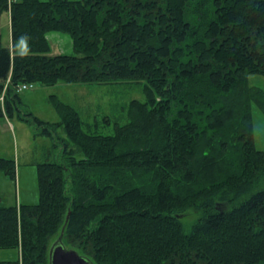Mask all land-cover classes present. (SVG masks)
<instances>
[{
	"label": "trees",
	"instance_id": "1",
	"mask_svg": "<svg viewBox=\"0 0 264 264\" xmlns=\"http://www.w3.org/2000/svg\"><path fill=\"white\" fill-rule=\"evenodd\" d=\"M3 12L12 43L0 31V116L63 148L36 165V203H0V248L20 249L0 264H49L62 229L95 264H264L252 112L264 114V88L249 83L264 76V0H0ZM51 31L67 33L73 53H52ZM28 82H143L146 97L122 105L123 123L87 122L52 93L50 122L21 109ZM1 171L15 179V159L0 156Z\"/></svg>",
	"mask_w": 264,
	"mask_h": 264
},
{
	"label": "rangeland",
	"instance_id": "2",
	"mask_svg": "<svg viewBox=\"0 0 264 264\" xmlns=\"http://www.w3.org/2000/svg\"><path fill=\"white\" fill-rule=\"evenodd\" d=\"M8 14L3 12L0 15V31L2 41L8 42ZM52 44L51 48L56 52L73 53L72 39L67 33L51 31L47 35ZM24 46L25 43H22ZM249 83L264 88V76L251 74ZM31 88L20 91L22 98L21 109L32 111L33 114L45 121H57L60 119L59 112L53 107L49 95L56 94L61 100L66 101L76 107L83 119L87 122L95 120L104 115L112 117L113 121L118 120L123 123L124 118L120 117L121 107L129 100L138 98L144 100L146 94L143 93V82H121V83H66L59 82L51 86L33 82ZM0 101L3 99L0 97ZM253 121L255 146L258 149L264 148V114L256 105L253 106ZM97 117V118H95ZM104 124V123H103ZM100 131L111 134L113 131L110 125H101ZM37 127L29 122L19 119L16 115L12 118L0 116V156L11 157L16 161V177L12 179L3 171L0 172V203H28L33 204L38 201V179L37 163L43 162L51 155L60 156V147L52 146V139L45 133H39ZM56 141L62 140L64 131L57 129L53 133ZM63 144V143H62ZM49 154V155H48ZM184 223L189 225L195 220L193 211L188 210L183 218ZM225 234V233H224ZM223 233L220 234L222 236ZM219 236V237H220ZM199 244H212L211 240H200ZM17 248H0V261L18 258ZM200 257L199 255L196 256ZM231 257L228 261H233ZM191 264V263H190Z\"/></svg>",
	"mask_w": 264,
	"mask_h": 264
},
{
	"label": "water",
	"instance_id": "3",
	"mask_svg": "<svg viewBox=\"0 0 264 264\" xmlns=\"http://www.w3.org/2000/svg\"><path fill=\"white\" fill-rule=\"evenodd\" d=\"M63 229L58 238L49 246V264H95L91 258L80 254L74 247H67L63 242Z\"/></svg>",
	"mask_w": 264,
	"mask_h": 264
},
{
	"label": "crops",
	"instance_id": "4",
	"mask_svg": "<svg viewBox=\"0 0 264 264\" xmlns=\"http://www.w3.org/2000/svg\"><path fill=\"white\" fill-rule=\"evenodd\" d=\"M7 13V12H6ZM8 14V13H7ZM8 18H9V14H8ZM7 27H8V29L10 28V18L8 19V23H7ZM2 40V39H1ZM4 43V42H3ZM11 43H12V41H11V33H10V29H9V39H8V42L7 43H4L5 45H8V46H11ZM20 49H25V45L24 46H22L23 44L20 42ZM51 46H52V44H51ZM52 53H60V52H56V51H54L53 50V47H52ZM4 117H6V116H4Z\"/></svg>",
	"mask_w": 264,
	"mask_h": 264
},
{
	"label": "built area",
	"instance_id": "5",
	"mask_svg": "<svg viewBox=\"0 0 264 264\" xmlns=\"http://www.w3.org/2000/svg\"><path fill=\"white\" fill-rule=\"evenodd\" d=\"M31 84H22L21 87L22 88H27L28 86H30Z\"/></svg>",
	"mask_w": 264,
	"mask_h": 264
},
{
	"label": "clouds",
	"instance_id": "6",
	"mask_svg": "<svg viewBox=\"0 0 264 264\" xmlns=\"http://www.w3.org/2000/svg\"><path fill=\"white\" fill-rule=\"evenodd\" d=\"M21 43H24L23 39H22ZM25 51H26V49H25ZM22 54H23V53H22Z\"/></svg>",
	"mask_w": 264,
	"mask_h": 264
}]
</instances>
